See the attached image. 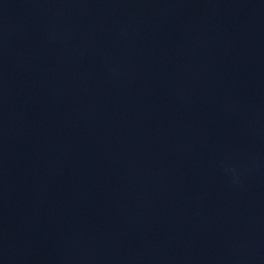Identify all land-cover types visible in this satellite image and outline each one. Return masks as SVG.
I'll return each mask as SVG.
<instances>
[{"label": "water", "instance_id": "obj_1", "mask_svg": "<svg viewBox=\"0 0 264 264\" xmlns=\"http://www.w3.org/2000/svg\"><path fill=\"white\" fill-rule=\"evenodd\" d=\"M113 264H264V0H118Z\"/></svg>", "mask_w": 264, "mask_h": 264}]
</instances>
